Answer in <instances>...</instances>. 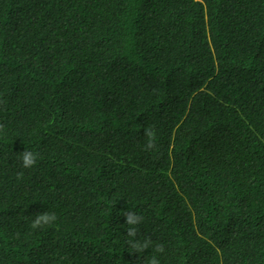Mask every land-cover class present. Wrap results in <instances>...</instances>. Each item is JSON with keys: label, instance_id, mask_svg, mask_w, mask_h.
<instances>
[{"label": "trees", "instance_id": "1", "mask_svg": "<svg viewBox=\"0 0 264 264\" xmlns=\"http://www.w3.org/2000/svg\"><path fill=\"white\" fill-rule=\"evenodd\" d=\"M153 258L264 264V0H0V264Z\"/></svg>", "mask_w": 264, "mask_h": 264}, {"label": "clouds", "instance_id": "2", "mask_svg": "<svg viewBox=\"0 0 264 264\" xmlns=\"http://www.w3.org/2000/svg\"><path fill=\"white\" fill-rule=\"evenodd\" d=\"M149 137H151L153 135V133L148 132ZM148 148L152 147V143L151 141L149 142V144L147 145ZM37 155L38 154H34L31 151L25 150L24 152L21 153V158H22V166L25 168H29L32 167L36 161H37ZM22 175V173L20 174ZM129 221V223L133 222L131 215H127L126 217ZM56 219L55 214H48V213H43V214H38L35 218V220L33 221L31 227L33 229H36L38 227H41L43 225L46 224H50V222L54 221ZM138 247V246H135ZM150 264H159V261L156 260L155 258H153L150 261Z\"/></svg>", "mask_w": 264, "mask_h": 264}]
</instances>
